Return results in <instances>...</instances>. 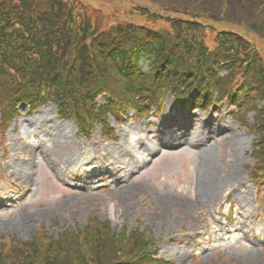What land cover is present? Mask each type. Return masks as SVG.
<instances>
[{"label":"rangeland","instance_id":"obj_1","mask_svg":"<svg viewBox=\"0 0 264 264\" xmlns=\"http://www.w3.org/2000/svg\"><path fill=\"white\" fill-rule=\"evenodd\" d=\"M174 105L167 99L162 113L150 119L111 120L114 141L97 130L82 137L52 105L16 118L5 141L0 234L28 239L39 224L56 234L85 224L91 214L130 228L140 217L160 241V255L175 264H264V204L244 166L251 162L254 133L227 116V106L216 122L194 109L189 127L167 129L162 117ZM179 137L185 141L179 150L160 146ZM156 148L162 153L150 162ZM84 173L85 180L102 173L107 180L97 188L80 181ZM225 197L234 204L233 221L219 210ZM204 234H212V243Z\"/></svg>","mask_w":264,"mask_h":264},{"label":"trees","instance_id":"obj_2","mask_svg":"<svg viewBox=\"0 0 264 264\" xmlns=\"http://www.w3.org/2000/svg\"><path fill=\"white\" fill-rule=\"evenodd\" d=\"M41 1H48L49 5L57 3V8L50 19H43L40 24H30L27 19L33 11L29 0H15L18 5L14 6L13 17L0 14V100L5 94L15 100L32 93L30 98L38 100L37 103L50 99L66 113H74L76 105L86 107L85 99L97 89L114 82L128 86L131 75L143 79L145 73L138 69L139 64L134 59L139 48L151 46L154 50V44L159 46L155 57L160 58L156 79L167 78L156 84L184 94L188 86L183 83L189 85L188 81L177 78L176 83L169 82L170 77L179 72L181 76L192 77L199 92L216 88L220 95L240 94V83L244 81L250 93L257 91L264 97V64L257 50L235 32L218 33L207 40L204 29L198 24L199 18L212 17L209 4L216 1L218 8L223 9L216 12L215 17H221L224 12L243 16L249 7L247 13L253 17L252 28L264 34V0H151L163 8L165 14H159V18L167 19L170 29L147 35L136 30L127 36L124 31L132 24L103 28L73 0ZM238 25L245 24L239 22ZM139 40H142L140 45ZM213 42L215 47L210 49ZM150 48L146 54L151 53ZM242 62H246L245 66ZM86 64L91 65L89 74H82L88 67ZM218 68H225L227 73L216 77L213 72ZM148 77L154 80V75ZM81 235L91 247L99 248L105 255L119 252L120 256L133 258L132 255L144 251L148 245L137 232L116 239L96 220ZM34 254L31 259L34 264H75L57 249L38 250ZM23 257L15 253L10 258ZM152 264L166 263L153 259Z\"/></svg>","mask_w":264,"mask_h":264},{"label":"bare ground","instance_id":"obj_3","mask_svg":"<svg viewBox=\"0 0 264 264\" xmlns=\"http://www.w3.org/2000/svg\"><path fill=\"white\" fill-rule=\"evenodd\" d=\"M110 211H112V207H110Z\"/></svg>","mask_w":264,"mask_h":264}]
</instances>
